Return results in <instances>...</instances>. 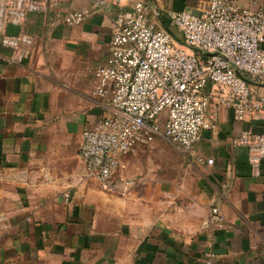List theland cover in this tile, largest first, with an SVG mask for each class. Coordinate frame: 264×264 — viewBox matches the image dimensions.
<instances>
[{"label": "crops", "instance_id": "0c3cea01", "mask_svg": "<svg viewBox=\"0 0 264 264\" xmlns=\"http://www.w3.org/2000/svg\"><path fill=\"white\" fill-rule=\"evenodd\" d=\"M90 1L61 0L9 24L8 34L30 38L20 62L10 60L0 32V264H264V159L254 174L247 147L234 142L244 131L264 134V114L236 120L231 109L214 107L215 127L195 145L213 162L191 163L180 151L196 165L192 177L130 176L128 153L118 175L129 189L105 191L86 175L81 134L107 102L94 93V71L108 57L117 14L137 0H118L78 24L63 21ZM140 1L173 38L169 15L198 13L202 2ZM234 2L264 7V0ZM251 88L264 98V83Z\"/></svg>", "mask_w": 264, "mask_h": 264}, {"label": "built area", "instance_id": "2783aa9c", "mask_svg": "<svg viewBox=\"0 0 264 264\" xmlns=\"http://www.w3.org/2000/svg\"><path fill=\"white\" fill-rule=\"evenodd\" d=\"M61 0H0L1 42L12 50L10 60L27 55L30 38L8 34L9 24L20 25L31 11H44ZM198 13L169 15L178 31L174 39L148 19L146 5L134 1L119 12L109 41L106 61L97 66L95 95L105 99V114L81 134L79 156L86 175L105 191H125L131 181L118 175L121 154L162 137L177 146L187 160L211 164L197 155L195 145L204 130L215 127L211 110L229 108L236 120L264 114V98L251 83H264V7H239L234 0H201ZM118 0H91L63 17L78 24L94 11ZM248 150L254 174L264 159V134L244 131L234 139ZM215 222L222 220L211 206ZM212 255V254H210Z\"/></svg>", "mask_w": 264, "mask_h": 264}, {"label": "rangeland", "instance_id": "374dc122", "mask_svg": "<svg viewBox=\"0 0 264 264\" xmlns=\"http://www.w3.org/2000/svg\"><path fill=\"white\" fill-rule=\"evenodd\" d=\"M174 34V38L177 39L178 35ZM125 161L130 176L146 177L159 182L192 177L196 168V165L190 164L174 144L160 137L149 144L135 147L127 154Z\"/></svg>", "mask_w": 264, "mask_h": 264}]
</instances>
